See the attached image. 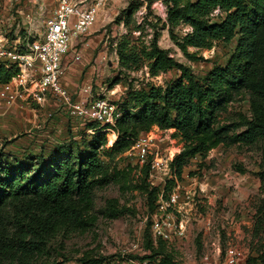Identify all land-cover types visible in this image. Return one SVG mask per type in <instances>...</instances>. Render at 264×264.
Masks as SVG:
<instances>
[{
    "label": "trees",
    "instance_id": "1",
    "mask_svg": "<svg viewBox=\"0 0 264 264\" xmlns=\"http://www.w3.org/2000/svg\"><path fill=\"white\" fill-rule=\"evenodd\" d=\"M157 1L165 8L163 26L168 27L172 42L189 62L202 60L189 53V48L209 51L216 43L235 41L234 51L224 67H214L197 77L159 47L158 24L147 22L153 32L147 45L121 38L115 52L122 71L145 67L149 77L176 71L178 78L163 87L149 84L123 94L117 101L121 117L112 129L117 138L110 148H106L100 126L91 122L84 126L93 134H88L83 146L63 144L46 157L27 156L22 161L0 155V264H57L51 259L50 244L94 227L98 220L95 193L110 182H118L121 193L138 191L144 195L147 214H152L158 198L166 200L182 181L190 160L204 157L219 146L249 148L264 142V0H144L146 9ZM141 4L129 2L114 23H122L129 30ZM179 25L191 30L181 39L172 32ZM14 72L0 67V83L10 81ZM112 83L117 85L119 79ZM243 96L248 98L250 116L238 114L236 120H227L230 104ZM152 128L173 130L172 137L182 143V150L169 163L170 179L163 187L148 181L152 158L135 172L105 167L102 157L112 160L126 153ZM117 203L107 201L100 215L114 220L128 211L118 208ZM143 244L148 255L140 261L177 264L163 242L154 245L149 222ZM77 264L107 262L86 254ZM255 264H264V246Z\"/></svg>",
    "mask_w": 264,
    "mask_h": 264
},
{
    "label": "rangeland",
    "instance_id": "2",
    "mask_svg": "<svg viewBox=\"0 0 264 264\" xmlns=\"http://www.w3.org/2000/svg\"><path fill=\"white\" fill-rule=\"evenodd\" d=\"M95 1L98 14L85 37L89 45L82 62L74 65L81 68L78 86H90L93 97L99 95L116 104L129 89L149 84L163 87L178 78L176 71L152 78L145 67L133 72H124L119 67L115 44L127 37L133 44L142 42L147 45L153 35L147 22L158 24L159 47L178 63L188 66L197 77H203L214 67H224L236 46L233 41L230 44L216 43L209 51L189 48V53L202 58L195 63L189 62L172 42L168 27L163 26L166 16L161 1L153 2L148 9L144 0ZM131 1L142 4L133 16V25L127 30L114 20ZM0 4L2 16L18 15L16 22L21 28L35 31L43 25L40 14L49 16L55 7L54 0H0ZM39 8L42 9L39 11ZM190 31L184 25L172 30L178 39ZM114 78L119 79L117 85L112 83ZM247 99L243 96L230 104L225 116L227 120H236L238 114L250 116ZM88 131L92 130L85 129L80 122L71 120L61 107L50 103L42 108L33 103H23L12 109L0 107L1 158L5 156L12 161H22L27 156L46 157L63 144L83 146L89 140ZM102 132L106 136V148H110L116 141V134L112 130L102 129ZM173 133V130L152 128L146 134L152 141L150 158L157 157V162H163L162 168L152 172L148 179L153 186L163 187L170 179L169 163L182 150V143L172 137ZM102 161L109 170L133 169L135 172L140 168L137 159L126 153L115 155L112 160L102 157ZM173 191L179 194L184 221L187 222L184 242L167 247L177 264H200L204 247H208L216 237L220 239L222 252L233 246L245 252L248 264H255L264 246V142L249 148L219 146L204 157L190 160L183 170L182 181ZM109 200H117L118 208L124 207L128 211L114 220L105 219L99 212ZM94 211L98 220L91 230L57 238L50 244L51 259L57 264H77L88 254L104 258L107 264H126L129 260L143 263L140 259L148 255L143 235L149 221H145L147 206L144 195L138 191L121 193L120 184L110 182L96 191ZM207 227L210 228L208 232L205 231Z\"/></svg>",
    "mask_w": 264,
    "mask_h": 264
},
{
    "label": "built area",
    "instance_id": "3",
    "mask_svg": "<svg viewBox=\"0 0 264 264\" xmlns=\"http://www.w3.org/2000/svg\"><path fill=\"white\" fill-rule=\"evenodd\" d=\"M54 2L55 7L49 17L40 14L43 25L37 31L21 28L20 23L16 22L18 15L2 16L3 7L0 4V67L15 71L10 81L0 83V107L12 109L23 103H33L42 108L50 103L61 107L71 120L82 125L97 123L101 129L111 131L121 117L117 102L115 104L99 95L93 97L90 86H81V98L76 100L64 84L71 65L83 60V53L89 45L85 37L94 25L98 4L94 0ZM68 56L70 61H67ZM88 133L93 134V131ZM150 150L152 141L146 135H141L126 155L135 157L141 167L148 162ZM162 166V161L157 162V157L152 158L150 176ZM183 209L177 192H171L166 200L162 196L158 198L153 213L147 214L145 219L149 220L154 245L157 241L167 247L184 242L187 222L184 221ZM205 231H210V228L207 227ZM126 264L156 263L129 260ZM200 264L248 262L245 252L233 246L222 252L220 239L216 237L208 247H204Z\"/></svg>",
    "mask_w": 264,
    "mask_h": 264
},
{
    "label": "crops",
    "instance_id": "4",
    "mask_svg": "<svg viewBox=\"0 0 264 264\" xmlns=\"http://www.w3.org/2000/svg\"><path fill=\"white\" fill-rule=\"evenodd\" d=\"M95 1V0H94ZM96 2V1H95ZM51 14V13H50ZM49 14V16H50ZM48 16V17H49ZM67 61H70V57L68 56ZM75 64H72L68 70L66 78L64 79L65 87L70 91L72 96L77 100L80 99L81 95L79 93V89L81 86H78V74L80 71V67H75Z\"/></svg>",
    "mask_w": 264,
    "mask_h": 264
}]
</instances>
